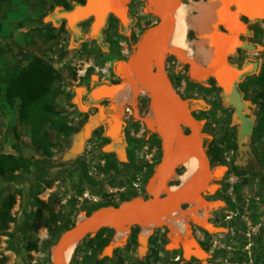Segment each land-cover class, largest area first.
I'll use <instances>...</instances> for the list:
<instances>
[{
	"label": "rangeland",
	"instance_id": "obj_1",
	"mask_svg": "<svg viewBox=\"0 0 264 264\" xmlns=\"http://www.w3.org/2000/svg\"><path fill=\"white\" fill-rule=\"evenodd\" d=\"M192 3L182 0L181 4ZM196 3L194 8L200 13L209 2ZM53 11V6L45 10L44 25L26 33L24 46L12 43L7 50V74L13 75L29 58L37 57L52 67L57 79L50 86L52 112L37 123H19L17 104L6 105L0 93V155L11 156L17 164L11 179L0 177V264H51L52 248L65 230L100 208L146 199L155 188L152 179L158 151L155 129L147 123L149 98L132 93L131 78L124 69L117 73L122 81L114 96L118 105L114 116L120 114L126 124L125 150L121 155L110 154L103 147L105 141L89 138L72 153L82 121L70 98L86 85L84 81L109 70L115 58L105 55L91 39L77 41L62 25L54 27ZM227 20L228 15L220 23L225 25ZM87 25L79 26L83 36ZM247 28L253 49L240 55L258 64L244 78L247 103L255 118L251 136L238 147L229 142L224 145L221 122L214 117L217 112L207 109L199 114L203 120L199 135L211 157L208 169H223L215 192L197 201L194 213L184 216L179 225L148 220L85 236L72 245L65 264H264V23L251 22ZM114 37L122 51L123 44L131 42L123 35ZM187 50L193 57L189 44ZM186 78L197 83L188 73ZM126 108L129 113L122 111ZM177 147L174 142L172 152ZM183 172L181 165L174 170L167 182L170 191L179 185ZM210 201L221 203L210 213L215 231L205 234L204 256L196 260L182 252V244L186 231L196 238L204 233L200 226Z\"/></svg>",
	"mask_w": 264,
	"mask_h": 264
},
{
	"label": "water",
	"instance_id": "obj_2",
	"mask_svg": "<svg viewBox=\"0 0 264 264\" xmlns=\"http://www.w3.org/2000/svg\"><path fill=\"white\" fill-rule=\"evenodd\" d=\"M126 1L120 0L118 8L112 10L109 0H85L81 6L75 5L69 11L53 12L52 17L54 20L63 21L70 34L95 40L104 26L107 15L111 14L121 24L125 23L122 13ZM144 1L147 8H153L152 13L158 22L141 36L133 55L123 65V69L130 78H134L139 85L153 92L157 97L158 123L156 134L160 139L161 155L153 173L155 188L146 199L135 198L116 207L100 208L65 230L52 248L51 264H62V256L70 246L77 240L100 229H123L133 223H141L142 220L153 221L160 218L168 212L179 209L181 205L187 204L192 199L202 202L200 195H210L216 189L215 185L207 186L208 181L210 178L217 180L223 170L216 168L210 173L208 163L201 150L197 124L190 116L186 103L172 91L162 73V55L165 52L173 55L178 62L187 67L188 71L191 70L196 73V80H203L206 76L212 77L221 92L227 94L238 77L255 71V62H249L242 68L236 69L227 65L224 58L231 55L234 49L244 46L236 39L238 35L245 33L244 26L238 22L239 17L248 22H264V0H223L225 8L232 9L228 12L229 19L223 27L228 34L232 35V38L221 45L218 59L210 61L206 68L192 59H187L179 53L165 49L166 40L170 34V17L180 5L179 0ZM85 21L89 22L86 35L83 36L75 26ZM251 49H253L252 46ZM119 87L100 86L90 92V97L95 100L97 98L107 99ZM91 125L90 122L84 124L75 135L72 153L78 152L82 142L88 139ZM181 128L186 129L188 134L183 136ZM107 137L111 138L112 136L108 134ZM177 137H182V140L178 150L172 152L174 140ZM121 153L122 149L114 151L115 155H121ZM192 157L197 158L202 166V178H198L192 185L183 190L165 194L164 192L168 189L167 182L174 170L186 159ZM220 205L221 203L215 202L209 205L208 209L212 210ZM201 227L208 233L215 231L211 225L204 222ZM182 252L189 254L196 260H200L204 256L203 251L192 239H187L182 244Z\"/></svg>",
	"mask_w": 264,
	"mask_h": 264
},
{
	"label": "flooded vegetation",
	"instance_id": "obj_3",
	"mask_svg": "<svg viewBox=\"0 0 264 264\" xmlns=\"http://www.w3.org/2000/svg\"><path fill=\"white\" fill-rule=\"evenodd\" d=\"M85 0L74 1L70 4L64 5L61 1L60 11H69L73 6H81ZM209 2L207 7L202 10V12L193 11L190 13L191 22L189 24L188 32L185 36V41L188 42L190 48L192 49L193 57L184 55L187 59L197 58L199 64L203 68H206L210 61H216L221 50V45H224L225 42L229 41L232 38L231 34H228L224 30V25L220 23L226 15H228L231 8H225L224 4L220 3L219 0H193L192 4L197 5L196 2ZM179 6L185 7L182 5V0H179ZM191 2V0H189ZM223 2V1H222ZM120 0H110L109 5L112 10L118 8ZM205 4V3H204ZM125 23L121 24L117 18L111 14L107 15L104 26L100 30V33L97 39L92 40L100 49L104 52L105 55H110L115 58L109 70H105L102 76L97 78H90L87 81H84L86 85L78 87L74 92L71 99V105L76 109L80 114L81 119V128L86 123H91V130L88 135L89 138H97L99 142L105 141L103 147L107 150H110V154H114V151L122 149V152L125 150V128L126 124L124 118L117 114L114 116L115 110L118 108V105L114 102V96L116 92L121 87V79L118 77V71L124 68V64L130 59L133 55L136 45L138 44L141 36L153 28L158 20L156 16L150 12L147 8V4L144 0H127L124 4V11L122 13ZM229 19V17H228ZM89 22L85 21L83 23L77 24L75 27L79 30V26ZM238 22L244 26L245 33L243 35H238L236 39L240 41L244 46L242 48L234 49L233 53L224 58L227 65L234 67L236 69L242 68L244 65L250 61L247 58H244L240 55L242 52H250L251 44L247 41L250 37V32L248 31V25L251 22L246 21L242 17L238 18ZM262 22V21H261ZM264 23V22H263ZM53 24L55 27L63 26L65 24L63 21L54 20ZM88 26V25H87ZM110 30V31H107ZM66 30V28H65ZM81 32V30H79ZM67 33H69L66 30ZM73 39L77 41L82 40L81 37L70 34ZM116 35H123L129 37L131 42L124 45V51L120 49L121 44L117 42ZM200 45V46H197ZM253 47V46H252ZM162 73L168 81L172 91L182 99L187 106L190 116L196 122L198 127V134H200V129L203 127L202 119L199 117L201 112L209 109L208 111L217 112V116H214L218 119L221 124V138L224 140L223 144L225 145L229 142L231 145H236L245 142L252 134L254 116L247 103L248 91H246L245 77H249L251 73H247L238 77L235 81L230 91L227 94H223L221 90L216 86L214 80L210 76H206L203 80H196L197 83H190L186 78L188 73L187 67L176 60V58L165 52L162 55ZM258 64L256 63L255 70ZM153 72V69H151ZM130 77V76H129ZM132 93H138L139 95L146 94L149 98V101L145 104L146 108L148 107L147 120L148 125L154 127V137L157 140V149L158 151V162L161 155V145L160 139L156 134V128L158 123L157 118V97L156 95L149 91L148 89L139 85L134 78H131ZM192 85V86H191ZM100 86H120L114 93H112L107 99L97 98L92 99L90 97V92L99 88ZM78 93V94H77ZM149 105V106H148ZM123 112L129 113V110L123 109ZM139 112H137V115ZM142 113L140 114V116ZM129 116H132L129 114ZM213 117V116H212ZM206 121V120H205ZM211 127H214L212 125ZM108 134H111V138L107 137ZM181 134L183 136L188 134L186 129L181 128ZM200 136V135H199ZM201 139V138H200ZM178 137L175 138V143L179 148ZM106 150V151H107ZM201 150L203 156L205 157L208 166L210 165V155L206 154V151L203 148V142L201 140ZM157 162V163H158ZM181 167L184 169V172L179 177V185L189 182L194 174L196 173V164L193 158L186 159ZM216 168H210V173ZM218 180H210L207 183V186L214 185ZM216 190V189H215ZM212 192V194L215 192ZM210 195H200L202 200H205ZM215 202H206L207 208L209 205ZM220 203V202H219ZM197 204L187 205L183 210L177 209L176 211L170 213L171 222L176 225H179L183 220L184 216H190L194 213ZM217 207L216 209H218ZM215 209V210H216ZM213 210L203 211L204 223L212 225L210 213ZM175 219V220H174ZM200 229L204 232L201 233L200 238H196L192 232H185V238L192 239L195 241L197 246L203 251L207 243L205 234H208L201 226Z\"/></svg>",
	"mask_w": 264,
	"mask_h": 264
},
{
	"label": "trees",
	"instance_id": "obj_4",
	"mask_svg": "<svg viewBox=\"0 0 264 264\" xmlns=\"http://www.w3.org/2000/svg\"><path fill=\"white\" fill-rule=\"evenodd\" d=\"M56 79L52 67L37 57L29 58L22 69L2 79L3 101L8 106L12 102L17 104L16 119L19 123H37L51 114L50 86ZM67 132L70 133L71 129L68 128ZM16 168L17 164L11 156L0 155V177L11 179ZM1 210L6 208L3 206Z\"/></svg>",
	"mask_w": 264,
	"mask_h": 264
},
{
	"label": "crops",
	"instance_id": "obj_5",
	"mask_svg": "<svg viewBox=\"0 0 264 264\" xmlns=\"http://www.w3.org/2000/svg\"><path fill=\"white\" fill-rule=\"evenodd\" d=\"M61 1L67 3V0H0V93L4 86L1 80L10 76L6 70L10 45L24 46L28 41L26 33L44 25L42 15L50 6L54 7L53 12L60 11Z\"/></svg>",
	"mask_w": 264,
	"mask_h": 264
},
{
	"label": "bare ground",
	"instance_id": "obj_6",
	"mask_svg": "<svg viewBox=\"0 0 264 264\" xmlns=\"http://www.w3.org/2000/svg\"><path fill=\"white\" fill-rule=\"evenodd\" d=\"M110 1V0H109ZM194 4H189L185 7H180V8H176V10H174L172 16L170 17V21H169V25H170V34L168 36V39L166 40V46H165V49H169V50H172L173 52L175 53H179L182 55V53H186V55L188 56V44L186 43L185 41V38H184V35L185 33L187 32V30L189 29V24L191 22V17H190V13L193 12V11H197L195 8H194ZM148 10L150 12L153 11V8L152 7H149ZM125 21V19H124ZM194 61H196V63H199L198 59L197 58H193ZM188 74L191 76V77H196V73L193 72V71H188ZM147 123H148V120H147ZM182 140V137H178V141L179 144ZM175 142V140H174ZM195 164H196V173L194 174L193 178L189 181V182H186L184 184H180L176 187H174V190L173 191H170L169 189H167L164 193L165 194H171L175 191H178V190H183L187 187H189L190 185H192L198 178L201 179L202 178V175H203V169H202V166L200 165V162L198 161L197 158H194L192 157ZM152 182L155 186V179L153 177L152 179ZM194 205V204H197V201L192 199L190 200L187 205ZM177 210V209H176ZM174 210V211H176ZM174 211H171V212H168L166 213L165 215L161 216L160 218H157L155 220H157L158 224L161 223L162 221L164 220H170V216H168L170 213L174 212ZM148 220H142L141 224L143 222H146ZM71 248L72 246H70L65 252H64V255L62 256V264H65L68 260V257H69V254L71 252Z\"/></svg>",
	"mask_w": 264,
	"mask_h": 264
}]
</instances>
